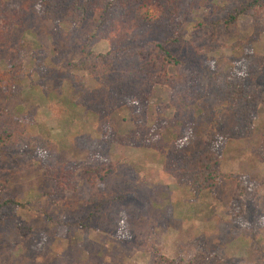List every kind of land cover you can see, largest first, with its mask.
Masks as SVG:
<instances>
[{
  "label": "rangeland",
  "instance_id": "374dc122",
  "mask_svg": "<svg viewBox=\"0 0 264 264\" xmlns=\"http://www.w3.org/2000/svg\"><path fill=\"white\" fill-rule=\"evenodd\" d=\"M7 1L12 8L17 5ZM209 2L230 11L237 0ZM207 14L206 8L199 10L177 30L182 53L196 56L202 52L211 70L232 75H243L248 65L244 59L233 63V45L237 49L248 42L238 51L264 57V33L257 41L251 40L250 18L241 16L237 26L229 29L199 28ZM43 25L48 27L45 31L50 27L44 22L33 33L17 30L11 43L0 49V70L21 64L24 77V91L18 99L9 103L0 91V128L7 124L20 136H29L15 151L0 153V191L24 205L14 217L0 223V264H167L166 260L189 264L201 254L216 256L224 264H264V217L257 228L247 223L240 229L234 223V208L244 201L245 208L249 198L259 199L264 212V106L259 110L255 135L226 146L221 173L233 178L219 181L212 192L196 198L164 174L161 154L144 145L104 143L95 122L72 117L69 111L65 115L59 112L58 99L64 102L68 95L71 76L83 78L88 88L95 83L85 73L66 68L68 62L52 65L51 41ZM86 28L82 32L93 31L90 26ZM22 37L27 43L38 40L45 48L42 52L48 58L38 68L32 51L19 48ZM16 49H20L19 55ZM108 49L106 42L93 48L98 54ZM77 58L70 54L68 60ZM46 68L54 70L56 80L42 77ZM171 96L168 89L157 90L149 102L146 127L152 129L159 116L173 117L175 108H166ZM62 107L67 108L66 104ZM114 120L122 136L135 130L128 111L118 113ZM168 130L166 140L170 143L176 140L179 127ZM199 147L200 143L190 147L186 154ZM96 152L115 165L117 195L125 196L100 210L93 202L105 199V191L97 194V188L86 183L80 171L69 177L75 165L78 170L80 165H89ZM239 185L252 190L251 194L243 196ZM118 196L110 195V200ZM115 220L117 230L113 229ZM116 235L131 245L121 243Z\"/></svg>",
  "mask_w": 264,
  "mask_h": 264
},
{
  "label": "trees",
  "instance_id": "16d2710c",
  "mask_svg": "<svg viewBox=\"0 0 264 264\" xmlns=\"http://www.w3.org/2000/svg\"><path fill=\"white\" fill-rule=\"evenodd\" d=\"M13 1L17 2L14 8L9 1L0 0V49L11 43L17 30L33 33L35 27L49 23V29L45 31L48 27L43 25V30L48 32L51 41L52 65L68 62L66 68L85 73L95 83L93 88H88L83 78L71 76L66 101L58 99L59 112L65 115L69 111L72 117L80 116V119L95 122L102 131L104 143L130 147L144 145L161 154L164 174L180 187L189 189L196 198L212 192L219 181L233 178L221 173L225 149L228 143L251 139L255 135L259 110L264 106V57L245 56L238 51L248 42L239 44L237 49L233 45V63L238 64L243 59L248 62L243 70L245 73H220L211 70V63L202 52L203 55L196 56L182 53L183 45L177 30L189 17L206 8L208 14L199 28H233L241 16H246L253 23L251 40L257 41L264 33V0H237L230 11L211 6L210 0ZM31 22L34 25L29 27ZM88 26L93 31L82 32ZM38 37L34 33V38ZM21 40L19 48L32 51L36 66L48 58L38 40L31 43L23 37ZM100 42L108 44L107 53L94 52V46ZM20 49H16V55L20 54ZM70 54H76L77 60L69 61ZM191 59H194L193 64ZM21 71V64H11L7 70H0V91L9 103L24 91ZM41 75L56 80L53 69L46 68ZM159 88L170 91L172 98L166 108L173 107L176 113L169 119L164 115L157 117L149 129L145 126L149 102ZM64 104L67 108L62 107ZM122 111H128L135 123V130L125 136L119 134L121 127L114 120ZM177 127L176 142L168 143L167 130ZM25 138L29 136H20L7 124L2 126L0 153L15 151ZM198 143L200 147L196 151L186 154ZM75 166L69 171V177L80 171L82 179L97 188V194L105 191V199L93 202L94 205L98 203V210L125 199V196L117 195L115 165L98 152L89 165H80V170L76 169L78 164ZM238 187L245 197L252 192L244 190L242 185ZM110 195L118 198L110 200ZM258 201L249 198L245 208V201L240 207L236 205L237 220L234 223L238 228L245 229L247 223L256 225L254 228L261 224L264 212ZM23 208L16 198L0 191V223ZM112 224L117 230L116 220ZM116 237L121 243L131 245L127 239ZM165 263L176 264L167 260ZM189 264L224 263L211 254H201Z\"/></svg>",
  "mask_w": 264,
  "mask_h": 264
}]
</instances>
